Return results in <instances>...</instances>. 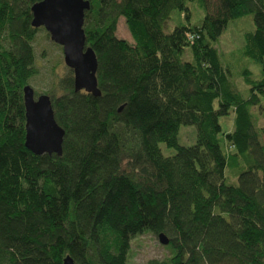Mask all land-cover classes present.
I'll return each mask as SVG.
<instances>
[{
	"label": "trees",
	"instance_id": "1",
	"mask_svg": "<svg viewBox=\"0 0 264 264\" xmlns=\"http://www.w3.org/2000/svg\"><path fill=\"white\" fill-rule=\"evenodd\" d=\"M38 1L0 0V264H126L144 232L169 238L148 264H264V0H199L194 24L192 0H90L102 94L76 92L72 69L46 92L66 132L60 156L25 145ZM173 14L187 21L167 31ZM246 15L254 29L226 57L220 36ZM120 17L135 44L117 36ZM237 58L261 67L254 78L242 64L243 91ZM183 124L194 144L179 143Z\"/></svg>",
	"mask_w": 264,
	"mask_h": 264
},
{
	"label": "water",
	"instance_id": "2",
	"mask_svg": "<svg viewBox=\"0 0 264 264\" xmlns=\"http://www.w3.org/2000/svg\"><path fill=\"white\" fill-rule=\"evenodd\" d=\"M90 0H40L31 7L32 26L44 27L50 38L62 45L66 65L74 73V89L86 91L94 96L102 94L98 86V58L94 49L87 44L84 31L86 10L90 9ZM26 110V147L36 155L63 153L65 129L55 118L50 95L36 96L33 87L27 84L23 88ZM163 245L169 244V238L159 235ZM64 264H76L68 255Z\"/></svg>",
	"mask_w": 264,
	"mask_h": 264
},
{
	"label": "rangeland",
	"instance_id": "3",
	"mask_svg": "<svg viewBox=\"0 0 264 264\" xmlns=\"http://www.w3.org/2000/svg\"><path fill=\"white\" fill-rule=\"evenodd\" d=\"M188 6L191 12V23L199 22L206 13L205 8L200 5L199 0L190 1ZM180 18L184 22L187 21L184 14L181 16L173 14V18L166 23V30L171 31L176 21ZM253 29L254 22L252 15H246L229 22L220 36L219 49L226 57H234L236 54L231 53L240 51L244 46L245 32ZM116 34L129 43L135 44L124 17L119 18ZM33 45L36 52V67L38 68V73L30 80L29 84L33 87L36 96H38L49 91L57 77H64L71 69L65 63L62 45L55 43L44 27L38 28ZM244 62L252 71L254 78L261 77V67L259 64L253 61H243L242 59L234 60L233 79L242 91L248 88L244 83L243 77L239 75ZM233 121V114L220 117V123L223 125L224 131L233 129ZM178 140L181 145L194 144L196 142V127L194 125H181ZM160 148L166 156L175 154L176 152L175 148L168 147L165 143H160ZM165 246L161 243L160 237L156 233L144 232L139 234L131 240L126 264H148L153 259L164 260L169 255V249Z\"/></svg>",
	"mask_w": 264,
	"mask_h": 264
},
{
	"label": "bare ground",
	"instance_id": "4",
	"mask_svg": "<svg viewBox=\"0 0 264 264\" xmlns=\"http://www.w3.org/2000/svg\"><path fill=\"white\" fill-rule=\"evenodd\" d=\"M247 14V13H246ZM249 14V13H248ZM194 35H192V37H193ZM190 38V37H189Z\"/></svg>",
	"mask_w": 264,
	"mask_h": 264
}]
</instances>
